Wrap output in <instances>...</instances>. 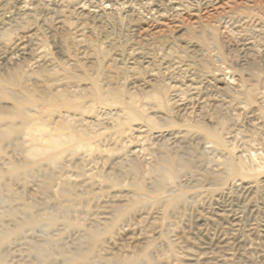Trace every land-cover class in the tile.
<instances>
[{
  "label": "rangeland",
  "instance_id": "374dc122",
  "mask_svg": "<svg viewBox=\"0 0 264 264\" xmlns=\"http://www.w3.org/2000/svg\"><path fill=\"white\" fill-rule=\"evenodd\" d=\"M216 1L5 0L0 264H264V4Z\"/></svg>",
  "mask_w": 264,
  "mask_h": 264
},
{
  "label": "bare ground",
  "instance_id": "6f19581e",
  "mask_svg": "<svg viewBox=\"0 0 264 264\" xmlns=\"http://www.w3.org/2000/svg\"><path fill=\"white\" fill-rule=\"evenodd\" d=\"M234 1L235 0H224V1H221V2L216 1V2H214V5H215L214 9H216V10L219 9V11L226 10V9L231 7V5H232V3ZM257 2H259L261 4H264V0H257ZM4 3H5V0H0V8L4 5ZM152 10H154V8H152ZM206 13H209V11L206 12ZM184 20L187 21L191 25H193V24L196 25L198 23L197 15L194 14V13H191V14L187 15L186 17H184ZM188 23H187V25H188ZM163 26H168V24L166 22H163V21H160L159 23H154V22L149 23V24H147V26L145 28L142 29L140 34L144 35V36L152 35V34L158 32V31H161L163 29L162 28ZM248 187H245L244 191H241L238 195L233 196L234 198L232 197V200L235 202V205H236L235 209H229V208H224L223 207V208H220V211H221L220 214H224V212H228L229 211V213H227L228 215H226V216H231L230 220L231 221H235V220H239V219L245 218L244 211H246V212L248 211L249 213H252L255 209L253 210L251 204L248 205L246 203V195H247ZM261 208H262L261 209V213L264 216V203L262 204ZM252 225H253V223H250V224L247 223V227L249 226V229L257 234V237H258L260 243L264 245V219L257 226L253 227ZM215 245H220L221 247L224 248V247L228 246V239H225L224 237H221L220 240L217 241ZM261 252H262L261 254L264 255V247H263V250Z\"/></svg>",
  "mask_w": 264,
  "mask_h": 264
}]
</instances>
